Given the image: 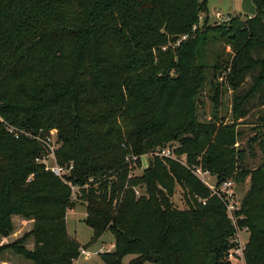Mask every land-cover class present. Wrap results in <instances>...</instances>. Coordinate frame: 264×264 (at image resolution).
<instances>
[{"label": "trees", "instance_id": "16d2710c", "mask_svg": "<svg viewBox=\"0 0 264 264\" xmlns=\"http://www.w3.org/2000/svg\"><path fill=\"white\" fill-rule=\"evenodd\" d=\"M252 1L253 16L210 24L207 0H0V254L75 264L80 249L109 230L113 247L98 251L104 264H122L127 254L135 255L128 264H233L235 226L224 201L193 173L200 167L217 185L248 182L236 226L248 233L244 264H264V138L258 131L240 146L237 126L249 99L264 92V0ZM221 73L232 91L228 121L215 81ZM207 75L212 111L201 120ZM51 129L56 161L73 165L68 178L80 185L92 178L80 197L92 228L83 247L67 231L66 212L77 204L70 188L35 161L45 146L20 132ZM173 141L184 163L150 157L129 176L127 156ZM254 144L259 162L250 165ZM177 185L182 209L171 201ZM13 216L32 220L31 228L2 243Z\"/></svg>", "mask_w": 264, "mask_h": 264}, {"label": "rangeland", "instance_id": "374dc122", "mask_svg": "<svg viewBox=\"0 0 264 264\" xmlns=\"http://www.w3.org/2000/svg\"><path fill=\"white\" fill-rule=\"evenodd\" d=\"M240 1L241 0H207V7H208V22L210 24L217 21L215 17V12L218 11L221 15L225 17H234L240 16V18H244L245 15L240 9ZM204 13L200 14L199 23L203 20ZM226 52H230V47H225ZM224 72V71H223ZM224 73L218 74L215 81L223 87V102L224 107L221 111L222 115H225L226 121L230 119V112H231V104H232V91L227 83L226 77L223 76ZM211 79L210 75H207V82L204 84V87L200 91V103L198 108V117L199 119L208 120L211 116V102L209 99V95L211 93L210 87L211 84L208 81ZM250 78H246V82L243 85L242 89H246L249 86ZM264 89V87H263ZM244 91V90H243ZM263 103V104H262ZM247 115L240 119L237 123L238 128L242 131V137L239 139L240 146L247 147V141L255 137L258 131L262 132V137L264 138V124H262L261 120L259 119L260 116L264 115V92L260 98V96H255L254 98L249 99L247 104ZM52 142L54 146H56L55 136H52ZM177 142H169L163 146H173ZM162 146V147H163ZM253 150L257 154V158L255 160L248 159L250 165H256L259 162V149L258 145H253ZM177 155V154H176ZM178 156V155H177ZM149 156L142 154L139 159L141 165L139 166L137 163L131 164L132 173L133 175L140 174L144 166H146L147 160ZM181 158V157H180ZM183 160V158H181ZM52 163V162H50ZM208 181H215V177L209 178ZM234 182V181H233ZM140 193H144L143 187L139 186L136 187ZM248 188V182L243 184H236L234 183L232 190H233V199L237 202V205L240 204L241 196L244 194L246 189ZM82 200L78 199L77 204L72 209H68L66 212V225L67 231L69 235L75 238L79 244L83 247V245L87 244L90 240L92 235V228L89 227L87 224L84 223L83 219L86 215L85 210V203L81 202ZM171 201L173 205L177 208H185L186 201L183 195V191L179 185L176 186L175 192L171 197ZM13 224H14V231L16 232V237H20L23 233L30 229L28 222L21 220L18 216H13ZM241 240L243 242L247 241L248 233L247 232H240ZM11 239H7L6 241H10ZM31 240L27 243V247L30 248L32 246ZM114 238L112 233L109 230H106L102 235L95 240L93 243L88 245L85 250H89L92 254L89 257H84L82 254H79L77 259L75 260V264H104V262L100 259L98 255L99 249L102 250H110L113 246ZM16 255L22 261H25L27 264H32L30 260L25 259L24 257ZM134 254H127L122 259V264H128L129 261L134 258ZM241 258V257H240ZM234 264H244L243 259H238L237 261L233 260ZM147 264H154V263H147Z\"/></svg>", "mask_w": 264, "mask_h": 264}, {"label": "built area", "instance_id": "2783aa9c", "mask_svg": "<svg viewBox=\"0 0 264 264\" xmlns=\"http://www.w3.org/2000/svg\"><path fill=\"white\" fill-rule=\"evenodd\" d=\"M215 17L217 18V21L214 23H224L226 22L229 17H225L221 15L218 11L215 12ZM201 18V17H200ZM201 27V23H195L191 27V31L195 32V30L199 29ZM189 37L188 33L182 34L179 39L176 41V44H178L180 41L185 40ZM8 131L11 133H14V136H18V132L13 127H8ZM23 134L28 136L29 138H35L37 141H39L42 145L46 148V153L42 156H38L35 158V161L38 163L43 164L45 170L51 171L53 174H55L57 177H59L69 188L71 191V199L73 201H77L80 199L82 195V190L86 189L90 181H92V178L88 179V182L80 185L72 182L68 177L70 176V171L73 167L72 163L69 165H62L59 164L56 161L55 158V148L57 146V131L56 129L49 130L48 133L44 135H33L29 132H25L20 130ZM52 136H55V142L56 146H54L52 142ZM178 145L175 144L173 146H163V147H155L150 152L144 153V155L149 157H159V158H173L181 163H184V155L177 156L175 153V149ZM141 155H131L126 157V161L130 163V174L129 176L133 175L132 173V167L131 164H135V161L138 157ZM183 158V160L181 158ZM52 162V163H50ZM193 173L199 177V179L205 183L212 191L213 194H216L219 196L225 203L227 216L231 219L232 223L235 226V233L233 237L230 239L233 245L228 249L227 256L228 259L232 262L233 260L237 261L238 259H243L242 250L244 247V243L241 240L240 232H247L246 228H238L236 226V218L234 211L239 209V206L237 205V202L233 199V190L232 187L235 182H233L232 179H226L222 181L220 184H216L215 181H208L209 178H212L213 175L208 173L205 170H202L200 167H195L192 169ZM135 193L137 196H140L142 193H140L137 188H134ZM113 247V246H112ZM99 251H102V249H99ZM80 254H82L84 257H89L92 252L89 250H85L84 248L80 249ZM241 257V258H240ZM234 263V262H232Z\"/></svg>", "mask_w": 264, "mask_h": 264}, {"label": "crops", "instance_id": "0c3cea01", "mask_svg": "<svg viewBox=\"0 0 264 264\" xmlns=\"http://www.w3.org/2000/svg\"><path fill=\"white\" fill-rule=\"evenodd\" d=\"M21 220L28 222L29 227L31 228L32 225V220H27V219H23L20 216H18ZM66 219V218H65ZM29 230V229H28ZM16 232L19 231H14L12 234H10L7 237L2 238V243H7L9 241H6L7 239H11L14 240L16 237ZM69 234V233H68ZM10 240V241H11ZM31 243V242H30ZM33 246V245H32ZM32 246L30 248H32ZM13 252L10 251H5L3 253L0 254V264H27L25 263V261H22L21 259H19L18 257H16V255L12 254ZM234 264V263H233Z\"/></svg>", "mask_w": 264, "mask_h": 264}, {"label": "water", "instance_id": "95a60500", "mask_svg": "<svg viewBox=\"0 0 264 264\" xmlns=\"http://www.w3.org/2000/svg\"><path fill=\"white\" fill-rule=\"evenodd\" d=\"M240 9L248 16H253L256 13V8L252 0H241Z\"/></svg>", "mask_w": 264, "mask_h": 264}]
</instances>
